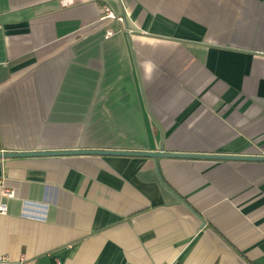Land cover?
<instances>
[{"label": "crops", "instance_id": "obj_1", "mask_svg": "<svg viewBox=\"0 0 264 264\" xmlns=\"http://www.w3.org/2000/svg\"><path fill=\"white\" fill-rule=\"evenodd\" d=\"M68 150L264 157V0H0V153ZM3 205L6 264H264V162L4 158Z\"/></svg>", "mask_w": 264, "mask_h": 264}, {"label": "water", "instance_id": "obj_2", "mask_svg": "<svg viewBox=\"0 0 264 264\" xmlns=\"http://www.w3.org/2000/svg\"><path fill=\"white\" fill-rule=\"evenodd\" d=\"M70 155H98V156H130V157H148L158 158H176V159H201V160H223V161H250L264 162V157H246V156H227V155H192L179 153H159L140 152V151H105V150H68V151H34V152H10L0 153V159L19 158V157H55Z\"/></svg>", "mask_w": 264, "mask_h": 264}, {"label": "built area", "instance_id": "obj_3", "mask_svg": "<svg viewBox=\"0 0 264 264\" xmlns=\"http://www.w3.org/2000/svg\"><path fill=\"white\" fill-rule=\"evenodd\" d=\"M103 11H104L103 19H116L117 18L116 15L112 12V10L108 6H104L103 7ZM120 20L122 21V19H120ZM112 35H113L112 32L108 33V36H112ZM3 195L5 197H8V198H13L14 197V191L8 190V189H4ZM0 213L1 214H6L7 213V207L3 205L0 208ZM7 262H9V259L7 257H5V256H1L0 255V264H6ZM19 264H30V263L25 258H22Z\"/></svg>", "mask_w": 264, "mask_h": 264}]
</instances>
